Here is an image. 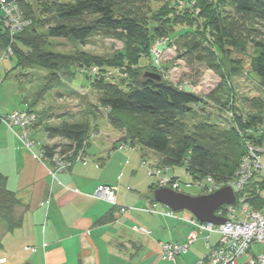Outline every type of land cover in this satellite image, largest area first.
Listing matches in <instances>:
<instances>
[{"label":"trees","instance_id":"trees-1","mask_svg":"<svg viewBox=\"0 0 264 264\" xmlns=\"http://www.w3.org/2000/svg\"><path fill=\"white\" fill-rule=\"evenodd\" d=\"M16 1L29 24L11 35L0 21V47L4 51L11 47L9 57H16L9 72H47L45 90L49 93L65 85V80L86 75L99 93L100 107L95 106L92 113L96 114L99 108L107 111L109 124L124 133L120 141L123 145L140 146L141 151L149 149L159 156L149 170L156 166L169 176L167 172L175 166H185L190 178L202 187L207 188L211 179L224 187L236 177L250 152L249 143L264 148V0H50L47 5L42 0ZM97 34L125 40V59H138V49L149 47L153 56L150 43L157 39L163 41L162 45L175 43L188 59L205 64L220 76L223 99L213 93L209 97L216 98L225 114L214 120L209 114H201L206 111V100L188 88L168 82L162 69L153 63L151 69L162 76L161 80L146 77L147 71L139 74L133 70L126 77L121 72V62L108 63L116 72L107 78L99 62L54 49L57 39L83 44ZM250 46V65L260 81L256 96L239 94L233 80L235 76L247 75L245 61L238 56L247 54ZM23 103L24 108L15 110L37 113L32 132L45 124L48 141H38L37 146L47 164L53 165L58 150L60 154L73 152L70 160L84 150L91 159L88 148L92 138L100 134L97 125L93 126L88 118L74 120L67 116L56 125L48 124L49 120L42 119L36 111L37 104L25 97ZM57 139L62 142H54ZM142 159L145 164L144 152ZM98 161L101 165L106 163L104 157ZM259 175L246 190L255 209L264 206L263 193L256 192L257 185H264L263 174V180L257 178ZM170 177L181 188L180 177ZM158 187L157 181L150 186L149 198L153 202L156 201L152 194ZM21 206L14 192L1 181L0 220L8 230L22 225L25 210L16 214V207ZM113 219L114 213H110L99 221Z\"/></svg>","mask_w":264,"mask_h":264},{"label":"crops","instance_id":"crops-1","mask_svg":"<svg viewBox=\"0 0 264 264\" xmlns=\"http://www.w3.org/2000/svg\"><path fill=\"white\" fill-rule=\"evenodd\" d=\"M5 110L0 112L12 111ZM119 152L128 158L126 165L120 163L117 180L107 176L110 164H95L90 159L74 162L54 178L50 173L52 166L38 160L14 133L0 124V162L6 161L4 168L0 167V182L14 192L25 210L22 225L13 230L0 220V264H151L149 261L157 256L158 264L161 243L166 240L161 226L166 221L173 226H168L167 241L184 242L190 224L145 210H166L149 198L150 186L158 178L150 175L139 179V171L128 169L129 161H139L136 152L128 149L114 153ZM7 158H12L14 165ZM143 161L141 166L146 165ZM101 184L118 186L117 204L95 196ZM122 206L133 209L122 213ZM110 213H114L112 221H99ZM179 216L190 217L187 213ZM187 253L181 254L175 264H193L207 250L190 262L183 257Z\"/></svg>","mask_w":264,"mask_h":264},{"label":"rangeland","instance_id":"rangeland-1","mask_svg":"<svg viewBox=\"0 0 264 264\" xmlns=\"http://www.w3.org/2000/svg\"><path fill=\"white\" fill-rule=\"evenodd\" d=\"M42 1L45 2V5L50 2V0ZM261 30L264 32V27H261ZM54 42V49L57 51L75 56L80 55L82 57H88L91 58L90 60L93 63H95V61L99 62L100 66L102 67L101 70L104 72L103 74L107 78H110L116 72L114 71L115 69H113V65L108 63L121 62V72L124 71L123 74L126 77L131 75L133 70L139 74L145 71L156 73L151 69L153 67H151L150 64L153 63L162 69V73L168 82L181 87L182 83L187 81V83L184 84L185 89H190L195 94L203 97L204 100H206V111H201V114H209V117L212 120L218 119L219 114H225V110L220 107V104L216 100V98L221 100L224 96V92L220 88V76L205 64H202L191 58V60L188 59V56L184 51H178L179 46L175 43H172L171 45H162L163 41L157 39L153 43H150L153 56H151L149 53V47L148 50L138 49V59H125L128 54L125 40L106 36L105 34L93 35L90 40L83 44L66 39H57ZM252 50L253 49L250 46L248 47L247 54H240L238 56L245 61L244 71L247 73V75L239 77L235 76L233 77V80L235 83V88L239 94H249L251 96H256L259 92L257 88L260 85V81L259 78L253 73L250 65L251 55L253 52ZM4 52L5 51L0 47V109H6L5 111H7L24 108L26 106V104L23 103L25 97L31 102H34V104L38 105L36 107V111L41 115L42 119L44 118L45 120H49L47 122L48 124L56 125L57 122L61 120L60 118H64L66 116L67 118L69 117L74 120H83L88 118L93 126H98L97 131H100L99 136L92 138V143L88 148V152L91 155V162L99 164L98 159L104 157L106 159V165L110 164L107 169V176L114 177L117 180L119 174L121 173L120 163H127L126 160L128 157L124 153L119 152L115 154L114 152H126L128 149H132L133 152H136L139 161H129L128 169L133 167L139 171V179L142 176L151 175L149 171V165L151 163L158 162V155L149 149H143V151H141L140 146H124L120 142L124 133L115 129L111 124H109V121L107 120V111L103 108H99L97 109L98 111L96 110V114L92 113V110L96 109L95 106L99 105V93L98 90L90 84V80L86 77V75L80 74L71 81L65 80V85L49 93L46 91L47 89L45 90V87L47 86V81L45 78L47 72L38 69H17L14 72H9L11 67H13V65L16 63V57H6L4 59ZM228 68L230 69V67ZM117 75L118 74H116V76ZM116 78L119 79V77ZM212 93L214 95L216 94L215 99L209 97ZM237 105L239 107V104ZM200 117H202V115ZM38 127L40 126L38 125L35 129ZM31 136L33 139H35V141H39V144L47 142L48 139L45 130V124H43L39 130L32 132ZM54 142L62 141L57 139ZM115 144L117 146L116 148H114ZM35 150L38 152V146H35ZM143 152L147 154L146 165L141 166ZM8 160H10V164L14 165L12 158ZM4 162L6 161L3 160V162H0L1 168H4V166H2V164L4 165ZM169 171L167 174L180 177L182 182L181 191L184 193L194 196L203 193L202 185L195 183L193 179L190 178L186 172L185 166H175ZM124 175L126 177L127 172ZM259 176L257 178H261L263 175L260 177ZM150 177H152V179L155 178L153 175ZM158 205L159 207H162L161 204ZM22 211L23 208L16 207L17 215H20ZM184 212L185 210L176 213L179 215L183 214ZM165 224H162L161 232L163 230V234L166 233V237L164 238L166 239L165 241H167L169 240L167 235L169 229L168 221H166ZM169 227L173 226L170 225ZM217 237V235H213L212 240L215 241ZM206 250L205 237L204 235H200L196 242L191 246L189 252L183 257H186L187 262H190L193 261V259L205 254ZM253 250L257 255L261 254L264 251V243L254 245ZM181 257H179V261ZM250 257V254H245L240 258V262L244 263L250 260ZM157 258L158 256L154 257L149 262L151 264H157ZM160 260L161 261L158 264H175L176 262L173 260L164 259L163 257H160Z\"/></svg>","mask_w":264,"mask_h":264},{"label":"built area","instance_id":"built-area-1","mask_svg":"<svg viewBox=\"0 0 264 264\" xmlns=\"http://www.w3.org/2000/svg\"><path fill=\"white\" fill-rule=\"evenodd\" d=\"M0 10L2 14L0 21L11 35L21 31L29 24L16 0H0ZM11 54L12 49L8 47L3 54V58L9 57ZM181 88H185V86H181ZM36 119L37 113L33 110L22 109L0 113V124H4L14 133L23 146L38 160L49 165L43 158L42 153L35 150L38 142L31 137L32 125L36 122ZM59 151L53 158V165H50L52 166L50 167V173L54 178H56L58 172L65 170L74 162L90 159L84 150H81L73 160L68 159L73 156V152L60 154ZM249 151L243 159L236 177L228 183V186H231L236 194V204L223 205L216 211L217 216L225 218L224 223L201 222L193 215L189 218L181 217L168 207L165 211L145 208L146 211L151 213L179 218L191 226L184 242L164 241L161 243V257L176 261L178 256L190 250L200 235H204L207 254L197 259L194 264H264V251L257 255L253 250L254 245L264 243V206L262 209H255L248 201L246 192L256 175L263 174L264 179V148L257 147L255 143L251 142L249 143ZM149 171L151 175L158 178L159 186L166 185L181 191L180 184L172 181L171 177L163 175L161 168L153 166ZM222 187L223 184L216 183L211 179L210 185L207 188L206 186L203 187V189L207 191L206 193H211ZM118 190L119 188L116 185L101 184L98 186L95 196L115 205L117 204ZM75 191L80 192L79 189H75ZM256 192L264 195V185L263 187L257 185ZM132 209V207L122 206L120 211L130 213ZM135 230L139 231L140 228L136 226ZM213 235L218 236L215 241L212 240ZM245 254H250V260L242 263L240 258Z\"/></svg>","mask_w":264,"mask_h":264},{"label":"water","instance_id":"water-1","mask_svg":"<svg viewBox=\"0 0 264 264\" xmlns=\"http://www.w3.org/2000/svg\"><path fill=\"white\" fill-rule=\"evenodd\" d=\"M145 76L156 80L162 79L160 74L150 71H147ZM152 195L156 202L175 212L185 210L201 222L215 224H222L225 221V218L216 215V211L223 205H235L237 200L234 190L228 185L214 192L196 196L162 185L156 188Z\"/></svg>","mask_w":264,"mask_h":264}]
</instances>
